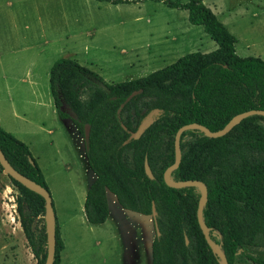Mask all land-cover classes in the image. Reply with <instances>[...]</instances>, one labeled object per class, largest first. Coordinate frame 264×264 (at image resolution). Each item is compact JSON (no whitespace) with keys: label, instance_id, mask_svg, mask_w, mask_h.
Wrapping results in <instances>:
<instances>
[{"label":"trees","instance_id":"trees-1","mask_svg":"<svg viewBox=\"0 0 264 264\" xmlns=\"http://www.w3.org/2000/svg\"><path fill=\"white\" fill-rule=\"evenodd\" d=\"M162 4L185 10L188 24L201 27L215 50L186 54L144 77L111 84L75 61L58 58L49 70V94L58 119L69 121L81 139L93 176L82 206L86 222H105L109 194L124 212L150 217V264H219L196 222V189L168 188L162 173L173 162V137L179 127L197 124L218 132L236 115L264 111V61L237 56L234 36L202 0ZM146 120L150 122L141 130ZM179 146L180 163L170 178L204 184L202 221L227 264H233L243 247L264 246V117L242 119L214 139L185 131ZM0 152L12 169L48 191L26 145L1 128ZM8 179L18 192L16 213L26 245L35 264H44L45 236L32 229L33 220L44 214V202ZM62 249L55 222L52 264H59ZM247 260L264 264L262 258Z\"/></svg>","mask_w":264,"mask_h":264},{"label":"rangeland","instance_id":"rangeland-1","mask_svg":"<svg viewBox=\"0 0 264 264\" xmlns=\"http://www.w3.org/2000/svg\"><path fill=\"white\" fill-rule=\"evenodd\" d=\"M137 1L115 5L102 2L97 8L93 6L97 5L95 0H0L1 5L13 4L7 10L9 16L1 22L0 37L17 39L20 55L41 51L51 58V64L67 58L107 84L144 77L186 54L215 50L216 45L202 28L190 26L179 10L167 8L162 2ZM204 2L234 36L237 56L264 61V0ZM58 4L61 11L56 8ZM8 17L12 26L6 24ZM46 39L51 40L49 47H32ZM39 71L35 86L13 87V81L4 86L0 81V128L25 144L39 165L59 236L65 242L63 264H150L154 238L150 217L121 212L112 196L106 194L105 222L94 226L85 221L83 199L93 176L84 159L69 147L54 113L48 91L49 70L45 66ZM62 110L71 116L65 107ZM66 123L71 130L70 122ZM147 124L148 120L143 126ZM46 131L53 136L61 134V139L55 141ZM17 195L0 171V264H35L19 227ZM43 216L33 220L32 229L45 236ZM247 257L264 259V246L237 250L233 264H250Z\"/></svg>","mask_w":264,"mask_h":264},{"label":"water","instance_id":"water-1","mask_svg":"<svg viewBox=\"0 0 264 264\" xmlns=\"http://www.w3.org/2000/svg\"><path fill=\"white\" fill-rule=\"evenodd\" d=\"M250 116L264 117V111L252 110L236 115L228 121V123L223 127L221 131L218 132H210L206 128L197 124H187L179 127L176 130L173 137V155H174L173 162L162 173V181L165 184V186L168 188L180 189L182 187H197L199 189V197L195 212L196 222L206 245L210 249L211 253L217 258L219 264H227L226 259L224 255L221 253L218 246L210 239L209 229L204 225L202 221V208L207 196V192L204 184L199 181H172L170 179V173L174 171L180 163L181 152H180L179 144H180V136L183 132L189 130H197L200 133H202L206 138H212V139L219 138L226 135L233 128V126H235L240 120ZM145 126H142L141 130ZM0 168L8 178L15 181L16 183L24 187L26 190L36 194L43 200L44 202L43 219H44L45 245H46L44 264H52L53 256H54V244H55V216L53 212L52 201L48 191H46L39 185L35 184L34 182L30 181L29 179L25 178L24 176L17 173L14 169H12L8 164V162L5 160L1 152H0ZM144 173L149 179L152 178L150 169L146 163H144ZM151 217L152 218L155 217L153 205L151 206Z\"/></svg>","mask_w":264,"mask_h":264},{"label":"crops","instance_id":"crops-1","mask_svg":"<svg viewBox=\"0 0 264 264\" xmlns=\"http://www.w3.org/2000/svg\"><path fill=\"white\" fill-rule=\"evenodd\" d=\"M122 1H128L129 3H137L138 2L137 0H122ZM149 1L155 2V1H152V0H149ZM162 1L163 0H158L156 2H162ZM170 1H175V0H170ZM95 2H97V1H95ZM101 3L102 2H97V5L93 4V6H96L98 8L99 6H101ZM105 3H107V2H105ZM202 3L207 8H209L210 11L214 14V12L204 2V0H202ZM12 5L13 4H11L9 2H7L4 5L0 4V33H2V28H3L2 27L3 25H1L3 17L4 16H9L8 13H10V11H7V10H11ZM61 7L62 6H60L58 4V6L56 8H58L61 11L62 10V9H60ZM170 9H172V8H170ZM173 10H179V14H181L182 19L186 18V21H187V12L185 10H180V9H173ZM6 24H8V26H12L13 25L12 18L8 17L6 19ZM39 24H41V23L39 22L38 25ZM196 27H198V26H196ZM170 39H171L172 42H174V40H175L174 33L171 34V38ZM59 40H60V38H59ZM51 44H52L51 40L46 39V40H43L41 44H35V45H32V47H39L40 45H44V46L49 47V45H51ZM17 45H18V40L17 39L14 40L12 38H7V39L4 40V38L2 36L0 37V81L4 82V86L8 85L9 81H13L14 82L13 83L14 84L13 87H16V86H19V85L35 86V85H37L36 80L38 79L39 75L41 74L39 70L42 67H45V66L47 68V71L50 70V67L52 65L51 64L52 60H51V58L49 56L45 57L41 53V51H39L37 53H30V54L27 53V54L20 55L22 52H21V49L17 47ZM11 76H13V78H10ZM48 77H49V72H48ZM5 89L9 90L10 88L6 87ZM48 91H49V84H48ZM52 107H53V103H52ZM53 110H54V107H53ZM54 113L56 115L55 110H54ZM57 119H58V117H57ZM58 121H59L61 127L63 128V130H64V132H65V134L67 136V140L70 143L69 147L71 148V150L74 151L79 158L84 159L82 141L76 135V133L74 131V128L72 127L71 123H70V125H71L72 129L70 130L69 127H68L69 125L66 123L67 120L61 121V120L58 119ZM46 134L48 136H53V133L51 131H46ZM51 138H53L55 141H59L61 139V134H57V135H55V136H53ZM51 138H50V144L52 145ZM63 140H66V139H63ZM38 167H39V165H38ZM88 185L86 186V189H87ZM85 192H86V190H85ZM83 201H84V199H83ZM119 210L121 212H124L120 208H119ZM82 211H83V208H82ZM20 235H21V233H20ZM62 244H63V249L60 252L59 264H63L62 252L64 251V245H65V242H64L63 239H62Z\"/></svg>","mask_w":264,"mask_h":264}]
</instances>
